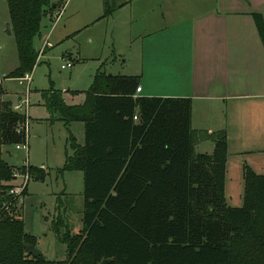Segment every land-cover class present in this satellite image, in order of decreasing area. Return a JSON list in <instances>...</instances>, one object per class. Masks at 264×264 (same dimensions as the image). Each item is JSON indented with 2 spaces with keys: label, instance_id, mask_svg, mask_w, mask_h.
I'll list each match as a JSON object with an SVG mask.
<instances>
[{
  "label": "trees",
  "instance_id": "1",
  "mask_svg": "<svg viewBox=\"0 0 264 264\" xmlns=\"http://www.w3.org/2000/svg\"><path fill=\"white\" fill-rule=\"evenodd\" d=\"M67 0H7L19 66L7 77L31 74L40 52L35 40L43 22ZM115 10L105 0L103 16ZM264 46V16L255 12ZM140 75H112L98 70L82 104L70 105L63 91L44 90L50 120L85 124V142L70 133L72 154L61 171L84 173L83 228L74 233L62 214L52 222L67 257L36 256L27 244L23 198L2 186L0 264H264V174L244 172L242 206L225 196L228 136L192 127V99L137 94ZM137 116V119L135 118ZM25 114L4 102L1 143L27 142ZM214 142L212 153L196 146ZM32 179L46 171L29 165ZM13 179V168L0 162V181Z\"/></svg>",
  "mask_w": 264,
  "mask_h": 264
},
{
  "label": "crops",
  "instance_id": "2",
  "mask_svg": "<svg viewBox=\"0 0 264 264\" xmlns=\"http://www.w3.org/2000/svg\"><path fill=\"white\" fill-rule=\"evenodd\" d=\"M111 2L115 10L107 17L103 16L104 0H67L61 9L53 11L44 19L35 40L40 52L37 65L43 59L50 60L62 47L63 57L75 62L96 59L97 70H102L108 63L104 53L109 43L112 60L123 57L127 66L125 47L134 48L140 56L139 67L110 74L140 75V95L191 98L194 129L227 132V173L230 155L254 153L264 157V46L252 15L258 12L264 16V0ZM84 49L90 50L89 56H82ZM15 69L5 74L6 80ZM86 91L68 89L63 97L70 105L82 104ZM8 94L4 88L0 90V115L4 102L17 103L7 98ZM81 94L85 96L79 97ZM35 104L46 107L42 95ZM9 146L1 143L0 137V162L13 169L20 167L11 162ZM246 167L264 174V158L244 166L242 172ZM3 185L9 184L0 181V198ZM28 193L29 189L25 196ZM23 209L24 205V219Z\"/></svg>",
  "mask_w": 264,
  "mask_h": 264
},
{
  "label": "rangeland",
  "instance_id": "3",
  "mask_svg": "<svg viewBox=\"0 0 264 264\" xmlns=\"http://www.w3.org/2000/svg\"><path fill=\"white\" fill-rule=\"evenodd\" d=\"M105 2V0H104ZM10 12L7 0H0V90L8 91L7 98L18 104L21 100L29 97L30 106L27 111L28 124V147L29 150H19L17 145H10L9 150L13 154L12 163L20 165L13 169L21 171L25 169V162L44 166L46 178L44 180L32 179L29 183V193L23 198V215L25 228L37 238V247L44 250L45 256L53 260H63L67 257V247L54 235L52 222L62 214L70 224L74 233L83 228V207H84V173L82 170L61 171L68 154H72L69 137L73 133L80 144L85 142V124L82 121H75L71 126H66L63 121L50 120L51 114L46 107L36 105L38 97L44 90L52 88L66 92L71 90H88L98 72V60L87 59L75 62L63 57L64 48L59 47L49 59H43L31 73V81H21L23 78L11 77L6 80L5 74L15 69L19 64V55L15 36L7 33L10 23ZM105 45L103 40L100 42ZM107 43L105 49L106 63L102 70L107 73L130 72L131 66H138L141 63L138 51L134 48L125 47L126 57L129 58L127 66L123 65V57L113 61ZM103 48V47H102ZM74 52L77 55L76 49ZM89 49L82 51V56H89ZM137 54V55H136ZM86 58V57H85ZM68 60L72 61L73 67L63 69L62 65ZM112 60V61H111ZM29 91V94H28ZM85 94V93H84ZM81 94L82 97L85 96ZM20 97H22L20 99ZM86 99V96H85ZM81 100V98L79 99ZM13 104L12 107L15 105ZM33 117L44 119L35 120ZM253 144V143H251ZM200 153H212L214 143L205 141L196 146ZM254 153L230 155L228 173H226L225 196L230 206H242L244 198V166H252L254 161L263 159L261 156H254ZM22 178H14L8 182L9 185L20 184ZM27 189V190H28ZM46 215L48 218H46Z\"/></svg>",
  "mask_w": 264,
  "mask_h": 264
},
{
  "label": "built area",
  "instance_id": "4",
  "mask_svg": "<svg viewBox=\"0 0 264 264\" xmlns=\"http://www.w3.org/2000/svg\"><path fill=\"white\" fill-rule=\"evenodd\" d=\"M49 44L50 46H52L51 43H47ZM42 53V51H41ZM73 63L72 61L68 60L66 63H64L62 65V68L65 69V68H68V67H73ZM31 74H27L25 77H23V80H26L27 82H30L31 81ZM142 91V87L139 86L137 88V94H140ZM28 94H29V91H28ZM29 106H30V102H29V97L27 96L26 99L24 100H21L18 104H15L13 106V109L19 113H22V114H25L27 116V120L26 122L24 123V126L22 127L23 129H25V131L28 133V124H29V118H28V115H27V111L29 109ZM137 119V116L135 117ZM17 148L18 149H23V150H26L28 151L29 150V147H28V140L27 142H24V143H20V144H17ZM29 163L26 161L25 164L23 166H25V169L24 170H21V171H15L14 172V178H22L21 179V183L20 184H17V185H14L12 184L11 185V189L9 190V193L11 195H15V196H18V195H21L26 189H28V186H29V183L30 181L32 180V177H31V174L29 173Z\"/></svg>",
  "mask_w": 264,
  "mask_h": 264
},
{
  "label": "water",
  "instance_id": "5",
  "mask_svg": "<svg viewBox=\"0 0 264 264\" xmlns=\"http://www.w3.org/2000/svg\"><path fill=\"white\" fill-rule=\"evenodd\" d=\"M12 32H13L12 26L11 24H8L7 33L12 34ZM27 248L30 249L32 252H34L36 256H40L43 254V251L39 247H37L36 244H27ZM107 262H108L107 260H104L99 264H107Z\"/></svg>",
  "mask_w": 264,
  "mask_h": 264
}]
</instances>
